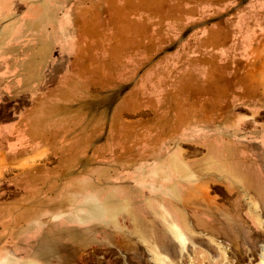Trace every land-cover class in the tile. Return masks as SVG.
<instances>
[{"label":"rangeland","instance_id":"obj_1","mask_svg":"<svg viewBox=\"0 0 264 264\" xmlns=\"http://www.w3.org/2000/svg\"><path fill=\"white\" fill-rule=\"evenodd\" d=\"M247 2L0 0V264H264V36L242 83L219 66L175 94L157 67L224 23L245 52Z\"/></svg>","mask_w":264,"mask_h":264},{"label":"crops","instance_id":"obj_2","mask_svg":"<svg viewBox=\"0 0 264 264\" xmlns=\"http://www.w3.org/2000/svg\"><path fill=\"white\" fill-rule=\"evenodd\" d=\"M255 0H250V2L245 3L241 7H236V11L234 12V16L231 17L232 20H234L237 17L238 12L244 10L249 11L252 6H254ZM204 6L202 9L206 12H210L212 8L218 9V10H227L228 5L226 2L222 4L213 5L210 1H204ZM229 7H232L231 5ZM189 8H194V6H190ZM258 13L262 15L264 13V9L259 8ZM254 18L250 19V24L253 23ZM224 23V30H222V34L215 36V39L212 40L213 36L211 35L212 31H209L206 34H203V32L196 34V32L192 33L187 39L183 40L182 43L173 51H170L166 54H162L158 58V64L157 67L160 71L168 72V73H179L181 76L180 80L179 77L176 78V80H179L178 83L173 81L172 83V93L180 94V93H188L189 91V84L191 83L192 78H196V74H209L210 72L214 71L215 69L213 67L220 66L219 72H222L225 74V72H234L235 74H238L242 72L239 77L236 75V80L239 83L243 82V62L246 60L244 59L245 56L250 55V51L254 48L259 47V42L261 41L260 37L264 36V31H259L254 34L253 38L251 39V42L245 50L241 49L242 46V38L238 35H234V28L233 33L228 36L227 35V28H225ZM139 36H142L141 33H139ZM258 41V43H255V41ZM145 40L139 39V45L138 50L135 47H131V41L128 43L127 49L124 51V57L127 59V64L131 70V67H136L137 71H141V67H144L146 65V54H143L141 52L142 45H146L144 43ZM251 49V50H250ZM244 57V58H243ZM241 66V67H240ZM226 75V74H225ZM224 75V76H225ZM227 76V75H226ZM142 76L139 75L138 78H136L135 85H138V92L136 89H133L134 93H138L141 95L142 91L141 89H145V84H142L143 81ZM246 81V80H245ZM125 82H131V78L126 77ZM181 82L184 83V86H180ZM184 91V92H183ZM174 95V94H173Z\"/></svg>","mask_w":264,"mask_h":264},{"label":"bare ground","instance_id":"obj_3","mask_svg":"<svg viewBox=\"0 0 264 264\" xmlns=\"http://www.w3.org/2000/svg\"><path fill=\"white\" fill-rule=\"evenodd\" d=\"M255 190L260 196L261 195L264 196V183L263 182L259 183L258 187H256ZM173 231L175 232L178 239L180 240V243L182 244L181 251H183L185 248L183 232L177 225H175V229ZM171 251H174L173 247H171ZM173 263H174L173 259H170L168 256H161L160 264H173Z\"/></svg>","mask_w":264,"mask_h":264}]
</instances>
